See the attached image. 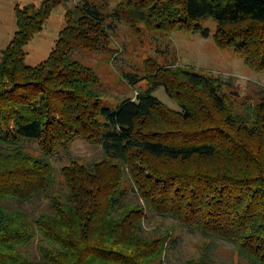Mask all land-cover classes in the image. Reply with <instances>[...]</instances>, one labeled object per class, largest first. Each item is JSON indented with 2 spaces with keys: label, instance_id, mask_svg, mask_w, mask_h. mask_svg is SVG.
Wrapping results in <instances>:
<instances>
[{
  "label": "trees",
  "instance_id": "16d2710c",
  "mask_svg": "<svg viewBox=\"0 0 264 264\" xmlns=\"http://www.w3.org/2000/svg\"><path fill=\"white\" fill-rule=\"evenodd\" d=\"M101 1L114 2L111 13L91 0L68 9L36 66L24 63V46L67 0L14 7L0 53V264H166L176 230L198 237L197 254L178 264H264V101L235 107L220 77L147 59L140 77L125 74L146 89L110 109L99 77L73 58L109 49L108 18L133 34L204 37L210 19L218 49L264 72V0ZM159 88L178 110L153 95ZM76 139L102 156L56 171L52 158ZM40 201L47 212H28ZM220 243L231 261L217 258Z\"/></svg>",
  "mask_w": 264,
  "mask_h": 264
},
{
  "label": "rangeland",
  "instance_id": "374dc122",
  "mask_svg": "<svg viewBox=\"0 0 264 264\" xmlns=\"http://www.w3.org/2000/svg\"><path fill=\"white\" fill-rule=\"evenodd\" d=\"M41 0H0V53L10 42L16 29L14 7L33 3L38 5ZM81 0H67L65 4L54 9L49 18L44 22L41 32L35 34L24 46V63L36 66L43 62L54 49L59 37V31L64 27L65 13ZM99 6H104L105 13H111L114 2L106 5L101 0H91ZM106 6H105V5ZM111 37L109 49L101 52H88L77 49L73 58L83 65L91 68L99 77L97 89L101 93L103 104L114 109L117 104L125 99H134L141 90L146 89L145 80H139L135 85L127 82L128 74L143 73L144 61L154 59L160 65H174L192 68L202 73H210L229 83L230 90H225L233 106L239 107V102L246 101L247 105H254L264 101V72H255L248 68L242 58L232 50H220L213 42L215 24L206 19L201 22L202 27L209 30L207 37L200 32L184 33L175 31L171 34L162 32H148L141 30L140 34H133L127 26L116 20L106 21ZM126 74V75H125ZM231 92V93H230ZM153 95L163 104L178 110L177 105L166 95L163 88L153 92ZM241 108H245L243 105ZM31 153H36L34 143H27ZM102 156L100 146L91 145L81 139H76L67 154L58 153L51 162L56 171L68 163L69 159L81 162H92ZM47 201H40L35 205H26L28 212H47ZM157 221L151 219L145 226L148 228ZM148 224V225H147ZM166 220L165 227L172 226ZM174 236L178 239L170 250L166 264H178L183 260L197 254L196 244L198 237L185 231L176 230ZM36 243L27 248V252L35 259ZM221 250L217 258L221 261H231V247L220 243Z\"/></svg>",
  "mask_w": 264,
  "mask_h": 264
}]
</instances>
